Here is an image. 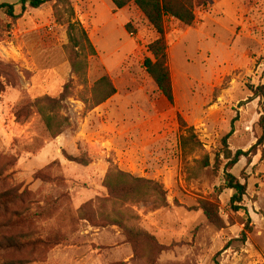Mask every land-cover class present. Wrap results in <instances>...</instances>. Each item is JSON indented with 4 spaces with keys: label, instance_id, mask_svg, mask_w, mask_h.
<instances>
[{
    "label": "rangeland",
    "instance_id": "obj_1",
    "mask_svg": "<svg viewBox=\"0 0 264 264\" xmlns=\"http://www.w3.org/2000/svg\"><path fill=\"white\" fill-rule=\"evenodd\" d=\"M0 3L15 4L14 17L0 12V264H131L122 257L131 249L135 264H264V143L230 170L247 186L249 221L233 211L226 161H216L226 136L232 154L256 143L261 108L249 88L264 81V0H195L190 26L164 19L171 102L143 66L156 34L132 2ZM66 20L95 47L85 84L70 70ZM103 74L116 93L90 107ZM43 96L68 122L55 138L32 104ZM188 128L200 142L193 152L180 144ZM109 169L159 191L113 199Z\"/></svg>",
    "mask_w": 264,
    "mask_h": 264
},
{
    "label": "trees",
    "instance_id": "obj_2",
    "mask_svg": "<svg viewBox=\"0 0 264 264\" xmlns=\"http://www.w3.org/2000/svg\"><path fill=\"white\" fill-rule=\"evenodd\" d=\"M52 0H18L20 8L26 7L38 8L42 4ZM66 1V0H60ZM115 9H121L128 3L132 2L136 8L143 14L144 18L155 31L156 37L147 45L149 56L145 58L143 66L146 73L153 80L159 93L169 102L172 101V86L170 74L167 66L166 44L164 42V19L171 17L178 20L185 26H190L195 20V0H110ZM0 12L9 17L15 15V4L0 3ZM60 12V11H59ZM69 16L73 15V10L67 8ZM67 44L65 51L70 66L71 73L75 75L83 84L86 83V71L88 59L96 54L95 47L90 41L84 27L78 21L66 20ZM251 91L250 99H258L261 112L256 122L258 136L256 143L248 151L237 150L233 154L226 147V139L223 138L224 148L221 154L217 155L216 161H220L221 156L226 162L223 165L224 186L232 190L230 205L233 211L242 213L249 221L248 212L245 206L241 205L243 196L246 194L247 186L235 177L230 170L236 165L242 156H248L253 150L261 149L264 143V81L249 88ZM116 93V88L107 74H103L93 82L89 90V98L85 102L90 107H95L105 102ZM36 112L40 116L44 130L50 138H55L67 126V119L60 114L61 106L56 98L43 96L32 103ZM24 109V108H23ZM22 110V109H21ZM17 120L22 121L20 114L17 112ZM24 121V120H23ZM181 148L184 152H193L200 145V142L193 133L191 128L187 129V135L181 138ZM42 144L39 145V147ZM42 148V147H41ZM252 154H256L252 153ZM207 165L208 159H203ZM103 186L111 198L119 195L130 201H139L147 198L149 193L157 192L158 186L149 180L134 177L128 173L109 169ZM136 184L141 185L135 188ZM205 216L210 217V211L206 206L203 207ZM133 250V249H132ZM135 256V252L133 251ZM215 264H219L216 260Z\"/></svg>",
    "mask_w": 264,
    "mask_h": 264
},
{
    "label": "crops",
    "instance_id": "obj_3",
    "mask_svg": "<svg viewBox=\"0 0 264 264\" xmlns=\"http://www.w3.org/2000/svg\"><path fill=\"white\" fill-rule=\"evenodd\" d=\"M70 249H73V246H67ZM92 251H98L97 249H93ZM69 252H71V250H69ZM93 258V256H91ZM124 259L129 260L131 258V264H135L133 262V258H134V254L132 249L131 250H127V252L122 256ZM96 259H91V260H87L86 258H81V259H77L75 256L70 257L69 259H65L62 261H55L52 262L51 264H103V259L102 257H99V263H98V258L95 257Z\"/></svg>",
    "mask_w": 264,
    "mask_h": 264
}]
</instances>
